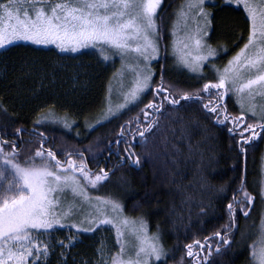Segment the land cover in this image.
Instances as JSON below:
<instances>
[{"label": "snow or ice", "instance_id": "snow-or-ice-1", "mask_svg": "<svg viewBox=\"0 0 264 264\" xmlns=\"http://www.w3.org/2000/svg\"><path fill=\"white\" fill-rule=\"evenodd\" d=\"M162 2L0 0V49L25 41L37 46L53 45L61 53L77 54L82 49L92 48L104 62L119 57L122 67L112 79L121 99L112 103L110 82L107 102L101 109V117L95 120L96 125L117 116L129 104L140 102L143 93L150 89L153 99L140 109L147 124L141 129L139 116L126 121L137 124L135 133L142 138L141 143L146 142V132L159 126L160 116L178 111L177 106L182 108L195 102L206 110L208 119L227 130L239 152L244 154L245 146H254L250 142L258 137L264 139V104L257 111L253 102L254 96H264V0H220L223 6H242L249 22L246 42L222 68H216L213 61L218 51L226 49L213 48L205 39L212 17L206 10L209 0H183L170 27L171 52L179 66L198 78H202L206 63L216 76V82H206L202 89L193 93L166 86L163 76L158 82L153 80L151 62L159 57L162 41V26L157 24V19H163L158 11L162 9ZM181 28L183 36L178 35ZM126 73L130 77L128 86L125 85ZM229 94L239 106L238 115H232L224 105L225 96ZM181 100L185 104H181ZM164 102L170 107L165 108ZM249 114V121H246ZM42 119L71 127L66 117H57L51 112L38 118L36 123ZM39 135L44 137L43 132ZM123 135L124 126L121 125L117 144ZM19 155L15 141H0V264H47L50 254L57 248L60 249L58 264H67L63 257L79 236L105 226L115 231L116 250L109 252L101 242L97 249L99 258L92 264H167V250L157 233L148 234L147 223L142 217L131 219L124 215L123 206L117 200L91 195L89 189L94 190L105 181L111 169L100 168L93 172L88 168L83 151L56 153L44 148L43 139L40 147L23 162ZM58 155L65 159H58ZM73 155L78 159H73ZM134 157L135 153L129 152L126 159L139 165V158ZM124 159L121 157V161ZM235 192L242 196L234 194L227 205L229 224L224 234L214 233L224 245L229 244L228 229L235 226L236 206L239 205L240 212L247 216L246 209L253 204L254 197L246 190L243 177ZM258 195L264 202V181ZM260 227L258 245L255 242L249 245L253 264H264V216ZM58 229L75 231L62 240L55 238ZM204 246L201 244L200 248ZM186 248L187 256L193 257V264H198L192 245ZM84 264L89 262L84 261Z\"/></svg>", "mask_w": 264, "mask_h": 264}, {"label": "trees", "instance_id": "trees-1", "mask_svg": "<svg viewBox=\"0 0 264 264\" xmlns=\"http://www.w3.org/2000/svg\"><path fill=\"white\" fill-rule=\"evenodd\" d=\"M181 3L183 0H163L162 9L158 10L163 17L157 20L162 26V52L170 41L171 22ZM211 10L214 14L210 17V44L213 48L226 49L219 52L224 63L246 42L249 22L241 9L223 6L221 2ZM172 66L170 56L154 62L153 80L158 82L163 76L166 86L190 93L202 89L206 82H216L212 75V78L188 76ZM115 67H118L116 59L104 62L94 50L62 54L54 49L21 44L1 50L0 141H15L20 161L40 147L43 139L44 148L56 153L83 151L89 168L98 165L105 171L111 169L109 181L103 187L112 186L107 191L123 206L126 216L142 217L149 234L159 235L168 253L167 264H193V257L187 256L186 245H192L198 264H253L248 246L254 239L248 235L241 245L237 242L243 232L251 233L249 227H256L261 220L262 201L258 191L264 139L258 137L250 142L254 146H245L246 152L241 154L227 130L208 119L202 105L193 102L186 107L177 106L179 110L170 115L156 113L160 116L159 126L146 132V142L141 143L142 138L133 135L137 124L126 121L139 116L140 128L147 124L140 109L153 99L150 89L140 102L129 104L123 113L96 125ZM164 103L165 108L170 107ZM181 104L185 102L181 100ZM224 105L232 115L239 114V106L229 95L225 96ZM49 112L66 117L71 127L65 128L63 123L52 119L36 123ZM245 120L249 121V117ZM121 125L124 135L119 149H113L111 146L118 138ZM17 129L21 131L17 133ZM41 132L43 138L39 135ZM129 152L139 158V165L126 159ZM121 157L125 159L121 161ZM57 158L65 159L62 155ZM113 159L114 163L110 164ZM241 177L255 204L247 216L235 211V226L228 229V239L234 231L238 236L235 238L234 233V240L231 245L229 240L225 248L214 233L219 231L223 235L229 224L227 205L234 194L242 195L235 192ZM101 232L107 235V230ZM56 235L62 236L61 229ZM80 236L63 257L67 264H84V261L92 264L98 259L95 236ZM111 236L108 234L107 239L112 240ZM201 244L205 245L203 249ZM112 246L113 242L107 243L108 250ZM59 259V251H55L47 264H58Z\"/></svg>", "mask_w": 264, "mask_h": 264}, {"label": "rangeland", "instance_id": "rangeland-1", "mask_svg": "<svg viewBox=\"0 0 264 264\" xmlns=\"http://www.w3.org/2000/svg\"><path fill=\"white\" fill-rule=\"evenodd\" d=\"M217 2H220V0H209V3H208V5L206 6V10L207 11H209V12H211L212 13V15L214 14V10L212 11L211 10V7H212V5L213 4H215L216 5V3ZM210 5V6H209ZM234 8H238V9H241L243 12H244V10H243V7L242 6H240V7H236V6H233ZM159 10V9H158ZM178 10V9H177ZM245 13V12H244ZM246 14V13H245ZM246 16H247V14H246ZM211 19V18H210ZM158 20V19H157ZM174 20H175V16H173V20H172V22H171V25L173 24V22H174ZM158 22V21H157ZM189 23H191V22H189ZM158 24V23H157ZM210 26H211V24H210ZM210 26H209V29H208V32H210L209 30H210ZM178 35L179 36H183V30H182V28H181V31L178 33ZM210 33H209V35H208V37H205V39L208 41V43L210 44L211 42H210ZM169 38H170V41L172 40V36H171V33H170V35H169ZM170 41L168 40V43H167V46H166V50H165V52H162L161 51V48H160V55H159V57L156 59V60H153L152 62H151V67H152V64L154 63V62H157L158 60L160 61V60H162V59H164L166 56H170V58H171V60H172V65L174 66V68L175 69H177V70H179V71H181V72H184L186 75H188V76H194V77H197V75L196 74H194V73H190V72H188L186 69H183L181 66H179L178 64H177V62H176V58H175V56L172 54V52H171V49H170V47H169V44H170ZM17 44H21V45H31V46H34V47H38V48H43V49H54V50H56L57 52H59L56 48H55V46H53V45H48V46H37V45H33V44H31V43H29V42H25V41H17V42H15L14 44H12V45H10V46H8L7 48H9V47H11V46H13V45H17ZM243 46V45H242ZM241 46V47H242ZM160 47H161V43H160ZM6 49V48H5ZM1 50H4V49H0V51ZM85 50H93L92 48H87V49H82L81 51H85ZM80 51V52H81ZM237 51H239V49L237 50ZM236 51V52H237ZM220 51H218V54H217V57H215L214 58V64H215V67L216 68H222L225 64H227V61L233 56V55H235V53L234 54H232L231 56H229V57H227L226 58V60L224 61V63L222 62V59L220 58L223 54H220L219 53ZM59 53H61V52H59ZM62 54H69V53H62ZM70 54H73V53H70ZM117 60V65H118V67H115V70L113 69V72L114 73H116L117 72V70L118 69H120L121 67H122V65H121V61H120V59H119V57H113V58H111V59H109L107 62H112V61H114V60ZM163 65L162 64H160V67H162ZM172 66V67H173ZM206 68H208V71H205L206 70ZM112 72V74H111V76H110V78H109V81H108V83H107V87H106V91H105V98H104V106L106 105V97L108 96V89H109V86H110V82L112 83V88H113V95H112V103L113 104H115V103H117V102H119V100L121 99V97L118 95V93H119V88H118V86H117V84L115 83V81H113V76H114V73ZM207 74H209V75H207ZM210 75H212V77L213 78H216V76H215V72H214V70H212L210 67H209V65L206 63L204 66H203V71H202V76L203 77H211ZM211 77V78H212ZM130 84V77H129V75L126 73L125 74V85L126 86H128ZM147 92V90L143 93V95L145 94ZM142 95V96H143ZM227 97H228V95H226ZM229 96L231 97V99H233V101L235 102V98L234 97H232L231 96V94H229ZM253 102L257 105V111H259V106L260 105H262V104H264V96H261V95H256V96H254V98H253ZM126 110V108H124V109H122L121 111H120V113H123L124 111ZM149 111V110H148ZM101 115H102V113L100 114V117H101ZM144 116V115H143ZM250 116V114L248 115V117ZM130 135V134H129ZM128 135V136H129ZM133 135L135 136V138L136 137H139V138H141L138 134H136L135 133V131H133ZM130 137V136H129ZM122 138L123 137H121L120 138V140H122ZM129 140L131 141L132 140V138H129ZM126 144H128V141L126 142ZM119 145H120V143L119 144H117L116 142H115V144H114V146H111L113 149H119ZM73 159H78L77 157H72ZM26 159V158H25ZM25 159H23V160H21L22 162L25 160ZM61 160H64V158H60ZM263 164H262V167H261V173H262V181H264V158H263V162H262ZM96 166V165H95ZM94 165H90V168L89 169H91L93 172H98L99 171V169L100 168H104L103 166H96L95 167ZM105 169V168H104ZM110 173V172H109ZM109 181V178H107L105 181H102L98 186H97V188L96 189H89V191L91 192V195L92 196H101V197H111L112 198V195L107 191V189L108 188H110V187H112V186H104L103 187V185L106 183V182H108ZM262 181H261V183H262ZM0 188H2V182H0ZM242 196V195H241ZM70 198V197H69ZM114 199V198H113ZM254 204H255V202L253 201V204H252V206L251 207H248L246 210L249 212L250 211V209H252L253 208V206H254ZM262 211H261V215L262 216H264V202H262ZM236 210L238 211L239 210V205H237L236 206ZM239 213L242 215V216H245V215H243V213H241L240 212V210H239ZM125 215V214H124ZM126 216V215H125ZM262 216H261V218H262ZM128 217V216H127ZM129 218H131V217H129ZM131 219H134V218H131ZM135 220V219H134ZM260 225H261V220H260V222H259V224L256 226V227H254V228H252V227H249V229H251V233L250 232H248V231H246V232H243V234H241V236H240V238L238 239V242H237V245H241V243L244 241V239L245 238H247V237H249L250 236V239H254V242L258 245V243H259V237H260V234H261V227H260ZM59 230V229H58ZM58 230H57V232H58ZM103 230H107V235H103V233L101 232V231H103ZM72 231H75L74 229H68V230H65V229H61V233H62V236H60V237H58L56 234H55V238H59V239H65V237L70 233V232H72ZM95 232H98L97 234H94ZM95 232H93V233H82L81 235H94L95 236V239H96V241H97V243H98V247H100L101 246V242H103L104 244H106V247H107V243L108 244H110V243H112L113 242V246L110 248V250H108V247H107V250L109 251V252H114L115 250H116V246H115V231L113 230V229H111L109 226H105L104 228H101L100 230H98V231H95ZM234 233H235V235H234ZM234 233H233V235H234V237L235 238H237V236H238V234H236V232L234 231ZM108 234H112L113 236H111V238H112V240H110V239H107L108 237ZM148 234H149V232H148ZM149 235H151V234H149ZM233 235L232 236H230V238H229V240H230V245H231V242L234 240V237H233ZM249 235V236H248ZM81 237V236H80ZM80 237H79V239H80ZM79 239H78V241H79ZM254 244V243H253ZM253 244H250V245H253ZM224 245V244H223ZM232 245H233V243H232ZM215 246V244L213 245V247ZM227 246L228 245H224V247L225 248H227ZM215 248V247H214ZM224 248V249H225ZM248 248H249V246H248ZM98 249V248H97ZM56 251H60V249L59 248H57L56 249ZM250 251H251V249L249 248V257H250V261H252V257H251V255H250ZM97 254H98V252H96ZM223 254V253H222ZM99 258V257H98ZM253 262V261H252ZM250 263V262H249Z\"/></svg>", "mask_w": 264, "mask_h": 264}, {"label": "flooded vegetation", "instance_id": "flooded-vegetation-1", "mask_svg": "<svg viewBox=\"0 0 264 264\" xmlns=\"http://www.w3.org/2000/svg\"><path fill=\"white\" fill-rule=\"evenodd\" d=\"M115 159V158H114ZM114 159L110 161V164H113L114 163Z\"/></svg>", "mask_w": 264, "mask_h": 264}]
</instances>
